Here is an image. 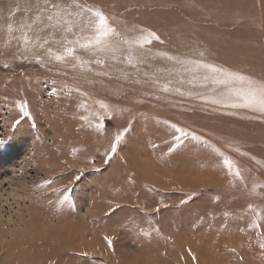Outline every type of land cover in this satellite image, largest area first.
<instances>
[{
  "label": "rangeland",
  "instance_id": "obj_1",
  "mask_svg": "<svg viewBox=\"0 0 264 264\" xmlns=\"http://www.w3.org/2000/svg\"><path fill=\"white\" fill-rule=\"evenodd\" d=\"M262 86L264 0H0V264H264Z\"/></svg>",
  "mask_w": 264,
  "mask_h": 264
},
{
  "label": "snow or ice",
  "instance_id": "obj_2",
  "mask_svg": "<svg viewBox=\"0 0 264 264\" xmlns=\"http://www.w3.org/2000/svg\"><path fill=\"white\" fill-rule=\"evenodd\" d=\"M54 8H57L58 5H53ZM88 12H91L92 15L95 17V22H94V28H95V35L92 39L89 40L88 44L86 45H82V47H88L90 45H100L103 46L107 43V40L110 36L115 35V29L109 24L108 22V17L99 9H87ZM52 17H49V19H51ZM69 30H71V28H69ZM152 37H155V34L152 33L150 34ZM156 39H158V37H155ZM145 42L150 43L151 40L148 39ZM67 54L71 55L74 52L73 48H68L66 49ZM57 59H64L63 55H58L56 57ZM239 79L243 80L244 77H239ZM261 93L264 94V86L261 87ZM260 110L264 111V95H262V99L260 101ZM27 115V113H25ZM16 123L18 124L19 121H16ZM120 136L117 135L116 137V141L119 142L120 140ZM113 152L116 151V145H113ZM225 164H227L230 168H231V162L225 160L224 161ZM237 175H239V172L236 173ZM77 179H79V177H77ZM70 192V190H69ZM67 198V197H65ZM109 244H111V241H109Z\"/></svg>",
  "mask_w": 264,
  "mask_h": 264
}]
</instances>
